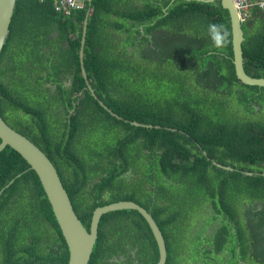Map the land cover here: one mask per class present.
I'll return each mask as SVG.
<instances>
[{
    "label": "trees",
    "instance_id": "1",
    "mask_svg": "<svg viewBox=\"0 0 264 264\" xmlns=\"http://www.w3.org/2000/svg\"><path fill=\"white\" fill-rule=\"evenodd\" d=\"M130 1H91L83 56L98 99L119 117L84 90L86 97L79 99L69 122L61 112V84L52 94L41 86L44 75L34 77L38 84L29 79L53 56L41 51L53 27L59 31L56 41H62L57 43L60 62L51 61L47 79L56 82L60 71L71 70L72 91L85 86L79 56L89 7L85 0L84 9L70 11L56 10L54 0L16 1L0 56V114L52 160L87 228L97 206L133 200L160 226L166 264H237L238 244L242 257L249 238L258 251L264 249V87L237 78L229 13L219 1ZM140 24L170 42L161 72L148 73L146 65L140 71L112 49L111 28L127 31L125 44L134 45ZM243 30L245 71L264 77V9L253 6ZM180 64L191 68L195 90L185 82L188 74L183 76ZM158 88L169 94L159 99ZM131 165L138 177L123 175ZM104 190L109 192L105 198ZM0 192V264H67L69 250L39 178L9 146L0 152ZM251 200H261L262 208L245 222L236 215L235 203ZM202 202L217 212L202 219L221 218L220 228L214 235L199 230L190 237L187 217ZM123 243L141 246L142 264L158 261L148 223L138 211L124 209L102 216L88 264H103L107 252ZM224 249L233 256L224 259ZM255 264H264V255Z\"/></svg>",
    "mask_w": 264,
    "mask_h": 264
},
{
    "label": "water",
    "instance_id": "2",
    "mask_svg": "<svg viewBox=\"0 0 264 264\" xmlns=\"http://www.w3.org/2000/svg\"><path fill=\"white\" fill-rule=\"evenodd\" d=\"M16 1L17 0H0V56L7 40ZM85 1L89 3V8L86 11L87 14L83 25V35L79 51L80 61L82 64V73L84 77L87 76L83 64L85 35L87 32L88 17L90 15L89 11H91L92 0ZM218 1L222 6H224V8L228 10L229 13L232 36L231 44L233 52V64L237 78L246 85L264 87V77H256L245 71L242 48L244 40L243 23L239 19L238 11L233 0ZM104 108H106L112 115L117 116L106 106ZM131 124L134 126L148 128L152 127L151 124H144L138 121H132ZM7 146L19 153V155L29 165V168L33 170L38 176L68 247L67 250H69V259L67 264H88L98 237L99 223L102 216L112 211L124 209L136 210L146 220L152 231L159 251V258L156 264H166L168 254L164 234L152 213H150L144 206L133 200H118L97 206L92 212L90 225L87 228L76 213L68 191L64 187L58 170L52 160L30 138L9 125L0 114V152ZM215 164L218 167L232 169L229 166H222L216 162ZM248 173L250 174L251 172ZM17 176H19V174ZM12 181L13 180H11L7 186L12 183ZM26 264L43 263L30 262Z\"/></svg>",
    "mask_w": 264,
    "mask_h": 264
},
{
    "label": "flooded vegetation",
    "instance_id": "3",
    "mask_svg": "<svg viewBox=\"0 0 264 264\" xmlns=\"http://www.w3.org/2000/svg\"><path fill=\"white\" fill-rule=\"evenodd\" d=\"M174 1L175 0L168 1V4H172ZM141 4H142V0H140V5ZM84 8H85V4L83 3L82 9ZM162 9L166 11V9L168 8L166 6V7H163ZM136 28L138 29V33H135L136 37L133 38L134 45L125 44V41L128 37L127 31L111 28L112 37L110 36V38L113 40V47H112L113 51L123 53V57L127 58L131 63L137 64L140 66L138 68L140 71H146L141 67L142 65H146L147 68L151 70L148 73L163 71L165 66L161 63L163 61L161 57L166 55L169 52L170 42L167 40L161 41V39L159 38V34H155V29L147 32L144 29L143 24H140ZM58 34H59V31L51 27V30L47 33L50 40L48 43H43L41 51L42 53L50 52L52 53L53 56L50 59H45V64L47 65H45L43 69H38L36 73H33L32 75H30L29 79L31 82L35 84L37 82L35 81L34 77H36L38 74L44 75V80H40L41 86L49 89V91L52 94H56L58 92V89H59L58 84H61L62 89L65 90V95L61 96V102H60V105H62L61 112H66L64 116H66L68 118L67 121L70 122V117L74 114L76 110V104L78 103L79 99L81 97L83 98L86 97L85 94L83 93L84 90H88L94 98L98 99V97L94 91V88L92 87V84L90 83V80L88 79V76L86 77L83 76L85 79L84 87L80 88L77 91L76 90L72 91L73 81L75 78V75H74L75 71H71V70L60 71L59 72L60 76L57 78L56 82H53V81L51 82L47 79V74L49 73V70H51V68L49 67V64L52 62H56V63L60 62V59L57 57L58 55L57 43L61 44L62 41H56ZM170 41H171V38H170ZM80 65H81V72H82L81 61H80ZM179 70L180 72H185V74L183 73L184 77L188 74L185 79V82L188 83V85L193 88L194 85L191 82L192 77L190 78L189 76V74H191V68L187 65H184V66L181 65L179 66ZM217 76L218 75L216 74V71L214 70L213 78L215 79L217 78ZM93 82H94V79H93ZM193 89L195 90L196 87H194ZM198 90L200 91L199 88ZM98 101L103 107L106 106L101 100L98 99ZM145 152L149 153L148 150H146ZM142 161L145 162V160H142ZM140 174H143V171ZM123 175H126L127 177H130V178L138 177V174H137V171L134 165L129 166ZM98 177L99 175H96L94 179L92 180L93 182L89 180V182L87 183L86 189L83 192V195L85 197H88V194L92 192V188L94 187V181L98 179ZM108 193H109L108 190H104L103 195H102L103 198H105L108 195ZM262 204L263 202L261 200H258V201L251 200V201H246L242 204L235 203L234 208L236 209V215L240 217L243 221L248 222L250 219L253 218L251 217L253 213L256 210H260L262 208ZM196 208H198L197 213L194 210L192 211V213H189L187 217V219L189 220L186 222V225L188 224L190 225L189 236L193 237V235H195L199 230H201L202 232L204 231L203 234H206L208 236L214 235V233L220 228L221 218H216V220L211 223H205V219H202L203 216L210 217L213 214L216 215L217 212H215L213 206L207 202H202ZM194 217H197L195 221L200 219L199 222L197 221L198 222L197 224L192 223ZM245 231L247 232V227H245ZM234 232H236V230H234ZM186 239H187V235L185 236V240ZM110 240L112 241V239ZM245 242L246 243H243V246L245 250L247 251L246 256L243 255L242 257L240 255L241 245L238 244V247L236 246L237 252H236L235 257L237 259V264H255L257 260L260 258V256L264 255V249H261V252L258 251V246H257L258 244L255 242H251L250 238L249 240ZM263 246H264V243H263ZM119 247H114L113 251L107 252L108 255L104 256L101 262L103 264L105 263L107 264H129L131 261H133L136 264H142L143 255L141 253V246L139 244L131 245V243H123V247L122 248H119ZM220 253L221 255H223L224 259L226 260L228 259V257L233 256L231 250H229V252L226 253V249H224Z\"/></svg>",
    "mask_w": 264,
    "mask_h": 264
},
{
    "label": "built area",
    "instance_id": "4",
    "mask_svg": "<svg viewBox=\"0 0 264 264\" xmlns=\"http://www.w3.org/2000/svg\"><path fill=\"white\" fill-rule=\"evenodd\" d=\"M235 7L238 11L239 19L244 22L246 21L252 12L253 6L264 9V0H233ZM55 8L58 11L63 10H81L83 8V2L81 0H54Z\"/></svg>",
    "mask_w": 264,
    "mask_h": 264
},
{
    "label": "rangeland",
    "instance_id": "5",
    "mask_svg": "<svg viewBox=\"0 0 264 264\" xmlns=\"http://www.w3.org/2000/svg\"><path fill=\"white\" fill-rule=\"evenodd\" d=\"M152 91H153V88H150ZM159 89V88H158ZM158 93V97H159V99H161L162 98V96H164V95H167V94H169V92H166V91H164L163 89H159V92H157ZM196 216H197V214H196ZM178 257V256H177Z\"/></svg>",
    "mask_w": 264,
    "mask_h": 264
},
{
    "label": "clouds",
    "instance_id": "6",
    "mask_svg": "<svg viewBox=\"0 0 264 264\" xmlns=\"http://www.w3.org/2000/svg\"><path fill=\"white\" fill-rule=\"evenodd\" d=\"M81 1L84 3V0H81ZM213 1H214V0H213ZM215 1H218V0H215ZM250 16H251V15H250ZM249 18H250V17H249ZM249 18H248V19H249ZM248 19H247V20H248ZM240 21H241V20H240ZM241 22H242V21H241ZM244 22H245V21H244ZM244 22H242V23H244Z\"/></svg>",
    "mask_w": 264,
    "mask_h": 264
},
{
    "label": "bare ground",
    "instance_id": "7",
    "mask_svg": "<svg viewBox=\"0 0 264 264\" xmlns=\"http://www.w3.org/2000/svg\"><path fill=\"white\" fill-rule=\"evenodd\" d=\"M87 74V73H86Z\"/></svg>",
    "mask_w": 264,
    "mask_h": 264
}]
</instances>
